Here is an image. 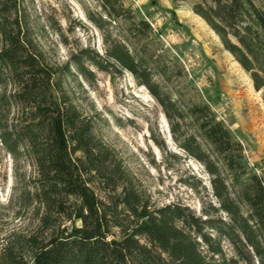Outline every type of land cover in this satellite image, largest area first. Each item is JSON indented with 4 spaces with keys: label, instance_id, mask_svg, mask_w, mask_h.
I'll return each mask as SVG.
<instances>
[{
    "label": "rangeland",
    "instance_id": "374dc122",
    "mask_svg": "<svg viewBox=\"0 0 264 264\" xmlns=\"http://www.w3.org/2000/svg\"><path fill=\"white\" fill-rule=\"evenodd\" d=\"M194 2L18 0V7L37 49L58 71L72 54L87 49L104 58L114 43L141 60L139 71H146L148 80L124 69L102 72L85 62L90 73L69 65L62 89L91 118L96 147L116 161L122 181L147 209L179 204L200 215L209 204L216 205L211 177L183 145L192 142L216 163L220 157L202 138L189 109L206 105L241 145L246 167L264 183V93L255 91L249 74L192 12ZM13 115L14 110L9 118ZM34 177L30 158L23 152L14 156L0 145V264H32L34 243L47 234L41 221L45 208L33 197ZM84 178L114 212V236L129 234L133 217L118 203L120 187L112 189L92 171ZM50 215L54 227L78 225ZM139 240L151 247L144 236ZM157 255L166 264L165 255Z\"/></svg>",
    "mask_w": 264,
    "mask_h": 264
},
{
    "label": "trees",
    "instance_id": "16d2710c",
    "mask_svg": "<svg viewBox=\"0 0 264 264\" xmlns=\"http://www.w3.org/2000/svg\"><path fill=\"white\" fill-rule=\"evenodd\" d=\"M18 5L0 0V145L30 158L33 197L46 211L41 221L47 234L34 243L32 264H163L157 253L165 255L166 264H264V183L246 167L241 145L209 108L192 106L189 116L219 161H210L192 142L183 148L204 164L216 205L200 215L179 204L147 209L122 181L116 161L96 147L91 118L62 89L69 65L90 73L85 62L102 72L124 69L148 80L149 74L139 71L141 60L114 43L104 58L84 49L58 71L37 49ZM191 10L249 74L255 91L264 93V0H195ZM140 84L149 87L148 81ZM89 171L112 189L120 187L118 203L133 217L129 234L112 233L117 220L88 185ZM54 213L78 225L54 227ZM140 236L151 247L141 244Z\"/></svg>",
    "mask_w": 264,
    "mask_h": 264
}]
</instances>
